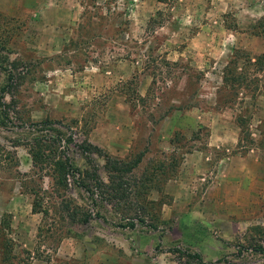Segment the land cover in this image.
Segmentation results:
<instances>
[{
	"label": "rangeland",
	"instance_id": "374dc122",
	"mask_svg": "<svg viewBox=\"0 0 264 264\" xmlns=\"http://www.w3.org/2000/svg\"><path fill=\"white\" fill-rule=\"evenodd\" d=\"M46 120L102 148L98 202ZM1 221L3 264H264V0H0Z\"/></svg>",
	"mask_w": 264,
	"mask_h": 264
},
{
	"label": "trees",
	"instance_id": "16d2710c",
	"mask_svg": "<svg viewBox=\"0 0 264 264\" xmlns=\"http://www.w3.org/2000/svg\"><path fill=\"white\" fill-rule=\"evenodd\" d=\"M12 87L13 84L8 83L6 86L2 87V93L9 92ZM5 116L8 118L7 112L5 113ZM41 126L42 127L37 129V131L44 132L41 137L43 142H41L38 146L34 147V149L32 150L33 155L36 158V162H44L47 167H45V165L43 164L42 168L53 169L55 166L58 167L62 175L58 183L62 186L64 190L68 188V182L71 179L73 181V185L84 189L86 192H88L94 202H98L100 200V198L98 197L99 193L103 192V188L106 187V183L100 175L98 163L96 161L94 163V161L91 159L92 156H106L103 154L102 148L89 141H84L83 143L76 142L73 135H68L67 130L63 129L65 126H61L58 122L46 120L41 122ZM74 148L78 149L80 154L86 157L88 160L90 159L89 168L82 169L80 168V166L73 162L68 151H70L71 149L74 150ZM108 161L109 163L107 165L110 164V170L112 172L116 171L120 173V177H122L123 173L132 171L140 162V160H135L132 162L116 160L114 164H111V160L109 159V157ZM53 179H56L57 182L56 177H53ZM122 189L123 186L119 183L111 190L113 192H121ZM104 192L109 194L107 190ZM114 194L116 195L117 193ZM83 216V222L85 223L90 222L91 219L94 218V215L92 213H84ZM137 217H134L130 222H128L127 226L130 228H135L137 226V221L135 220V218ZM145 222L146 221L142 219V223L144 224ZM250 249V252L253 254L264 255V244H253ZM241 252L242 251L239 250L237 251V253H233L232 255L236 256L238 260H241L243 258L240 255ZM187 254V256L192 258V262L196 264H227L228 262H230L225 256L214 261H204L202 254L199 252ZM238 262L239 261H235V263L230 264H239Z\"/></svg>",
	"mask_w": 264,
	"mask_h": 264
},
{
	"label": "crops",
	"instance_id": "0c3cea01",
	"mask_svg": "<svg viewBox=\"0 0 264 264\" xmlns=\"http://www.w3.org/2000/svg\"><path fill=\"white\" fill-rule=\"evenodd\" d=\"M2 221L0 222V264H3V257H2V247H1V238H2V233H3V227L1 226Z\"/></svg>",
	"mask_w": 264,
	"mask_h": 264
}]
</instances>
